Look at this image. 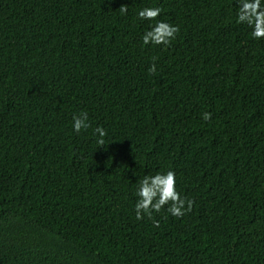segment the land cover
Returning a JSON list of instances; mask_svg holds the SVG:
<instances>
[{
	"label": "trees",
	"instance_id": "obj_1",
	"mask_svg": "<svg viewBox=\"0 0 264 264\" xmlns=\"http://www.w3.org/2000/svg\"><path fill=\"white\" fill-rule=\"evenodd\" d=\"M150 5L169 47L142 46ZM235 6L0 0V264H264V40ZM168 168L193 210L137 221L138 179Z\"/></svg>",
	"mask_w": 264,
	"mask_h": 264
},
{
	"label": "clouds",
	"instance_id": "obj_2",
	"mask_svg": "<svg viewBox=\"0 0 264 264\" xmlns=\"http://www.w3.org/2000/svg\"><path fill=\"white\" fill-rule=\"evenodd\" d=\"M235 20L239 25H245L249 30L252 39L264 40V0H235ZM119 11L127 15L129 9L121 5ZM163 9L158 5H150L139 8L136 12L140 22H147V28L141 35L142 46H163L169 47L175 40L180 29L175 23L161 17ZM149 71L156 72V58H152ZM202 120L208 121L212 114L208 111L202 113ZM72 131L79 134L91 127L89 115L86 111L75 113L72 116ZM97 137V148L107 146L105 141L107 135L104 127L97 125L94 129ZM135 202L133 212L137 221L145 218L152 221L154 227L160 226V221L155 215L163 210L174 219L183 218L193 210L196 201L186 195H182L178 189L177 173L173 168L167 170H156L146 173L138 179L137 187L134 190Z\"/></svg>",
	"mask_w": 264,
	"mask_h": 264
}]
</instances>
